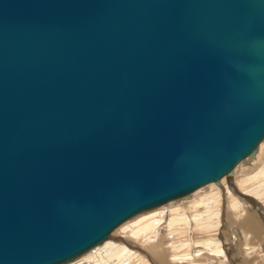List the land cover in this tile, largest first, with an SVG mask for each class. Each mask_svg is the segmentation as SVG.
I'll return each mask as SVG.
<instances>
[{"label":"water","instance_id":"water-1","mask_svg":"<svg viewBox=\"0 0 264 264\" xmlns=\"http://www.w3.org/2000/svg\"><path fill=\"white\" fill-rule=\"evenodd\" d=\"M264 138V0H0V264H60Z\"/></svg>","mask_w":264,"mask_h":264},{"label":"bare ground","instance_id":"bare-ground-1","mask_svg":"<svg viewBox=\"0 0 264 264\" xmlns=\"http://www.w3.org/2000/svg\"><path fill=\"white\" fill-rule=\"evenodd\" d=\"M60 264H264V138L218 183L134 214Z\"/></svg>","mask_w":264,"mask_h":264},{"label":"rangeland","instance_id":"rangeland-1","mask_svg":"<svg viewBox=\"0 0 264 264\" xmlns=\"http://www.w3.org/2000/svg\"><path fill=\"white\" fill-rule=\"evenodd\" d=\"M238 263V262H237ZM239 263H242V260L241 261H239Z\"/></svg>","mask_w":264,"mask_h":264}]
</instances>
